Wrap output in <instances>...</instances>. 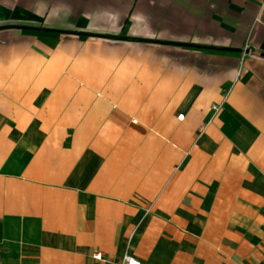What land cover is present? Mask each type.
I'll list each match as a JSON object with an SVG mask.
<instances>
[{"label": "crops", "instance_id": "0c3cea01", "mask_svg": "<svg viewBox=\"0 0 264 264\" xmlns=\"http://www.w3.org/2000/svg\"><path fill=\"white\" fill-rule=\"evenodd\" d=\"M121 255L264 264V0H0V264Z\"/></svg>", "mask_w": 264, "mask_h": 264}, {"label": "built area", "instance_id": "2783aa9c", "mask_svg": "<svg viewBox=\"0 0 264 264\" xmlns=\"http://www.w3.org/2000/svg\"><path fill=\"white\" fill-rule=\"evenodd\" d=\"M244 51V49H242V52ZM210 111L214 112L215 108L214 107H210ZM89 259L93 262H98L99 261V257L97 254H92L89 256ZM116 264H138L135 260H133L132 258L126 256V255H121L117 261Z\"/></svg>", "mask_w": 264, "mask_h": 264}]
</instances>
